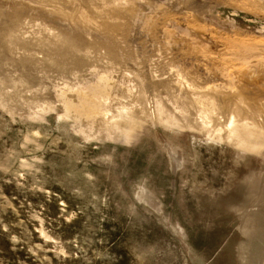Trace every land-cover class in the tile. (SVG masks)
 I'll return each instance as SVG.
<instances>
[{
  "label": "rangeland",
  "instance_id": "obj_1",
  "mask_svg": "<svg viewBox=\"0 0 264 264\" xmlns=\"http://www.w3.org/2000/svg\"><path fill=\"white\" fill-rule=\"evenodd\" d=\"M0 264H264V0H0Z\"/></svg>",
  "mask_w": 264,
  "mask_h": 264
}]
</instances>
